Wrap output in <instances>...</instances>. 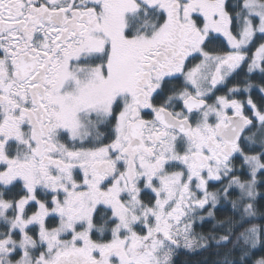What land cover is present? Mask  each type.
Wrapping results in <instances>:
<instances>
[{
	"label": "snow or ice",
	"instance_id": "obj_1",
	"mask_svg": "<svg viewBox=\"0 0 264 264\" xmlns=\"http://www.w3.org/2000/svg\"><path fill=\"white\" fill-rule=\"evenodd\" d=\"M210 247L264 264V0H0V264Z\"/></svg>",
	"mask_w": 264,
	"mask_h": 264
},
{
	"label": "trees",
	"instance_id": "obj_2",
	"mask_svg": "<svg viewBox=\"0 0 264 264\" xmlns=\"http://www.w3.org/2000/svg\"><path fill=\"white\" fill-rule=\"evenodd\" d=\"M209 225H205V231ZM216 249L210 247L207 250H196L193 252H187L180 250L176 257H174V264H213L215 260Z\"/></svg>",
	"mask_w": 264,
	"mask_h": 264
}]
</instances>
